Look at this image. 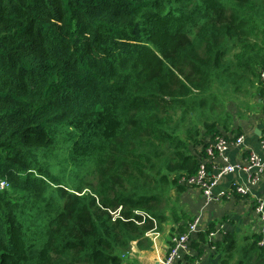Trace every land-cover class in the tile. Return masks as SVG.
<instances>
[{
	"label": "trees",
	"instance_id": "1",
	"mask_svg": "<svg viewBox=\"0 0 264 264\" xmlns=\"http://www.w3.org/2000/svg\"><path fill=\"white\" fill-rule=\"evenodd\" d=\"M263 66L264 0H0V264H125L189 222L170 193ZM213 232L217 264H264Z\"/></svg>",
	"mask_w": 264,
	"mask_h": 264
},
{
	"label": "crops",
	"instance_id": "2",
	"mask_svg": "<svg viewBox=\"0 0 264 264\" xmlns=\"http://www.w3.org/2000/svg\"><path fill=\"white\" fill-rule=\"evenodd\" d=\"M229 111L233 120L231 131L243 136V143L228 147L223 154L226 163L244 166L250 153H255L261 161V169L256 170L257 180L254 184H249V173L237 170L222 177L212 191V201L207 205L198 189L186 188L180 193L176 190L171 191L173 203L191 219L190 221L199 217L197 232L191 235V242L182 252L181 261L177 264H217L220 255L215 249L197 242V234L206 231L210 226L213 227L215 234L208 237V241L221 240L227 234L235 236L238 240L253 235H261L264 239V224L254 212L257 201L264 203V154L260 150V143L264 139V92L260 95L254 94L246 106H230ZM223 135L235 136L230 132H223ZM202 163L207 166L210 173H214L215 169L223 164L217 155L214 157L206 155ZM234 185L248 187V194L223 197L222 194L230 191ZM187 222L168 220L163 229L148 235L152 243L148 250H137L133 246L125 264H160L169 251L171 237L182 230L185 231L189 224ZM191 243L201 250V254L197 249L190 247ZM194 256L197 257L194 262L185 260Z\"/></svg>",
	"mask_w": 264,
	"mask_h": 264
},
{
	"label": "built area",
	"instance_id": "3",
	"mask_svg": "<svg viewBox=\"0 0 264 264\" xmlns=\"http://www.w3.org/2000/svg\"><path fill=\"white\" fill-rule=\"evenodd\" d=\"M260 78L262 85L264 84V66L260 70ZM243 143V136H238L235 139L227 138L221 136L216 138L215 141L206 149V154L214 157V153L222 159V165L215 169L214 173H210L206 165L201 163L197 172L191 177H181L179 183L188 188L198 189L202 197L205 200V205L209 204L213 198V189L217 185L218 181L236 170L249 173L250 181L249 184H254L257 180L255 176L256 170L261 169V161L259 156L255 153H250L244 166L229 165L226 163V159L223 157L224 152L231 145H241ZM260 150L264 154V139L260 143ZM3 183L0 184V187ZM244 196L248 194V187L244 185H234L231 190L223 193L222 196L231 197L232 195ZM254 212L258 216L259 221L264 224V203L262 201H257L254 206ZM199 222V217H196L191 223L188 224L185 233L173 235L170 239L169 251L160 261V264H177L181 261L182 252L186 250L189 239L191 235L197 232V225ZM215 233H211L210 237Z\"/></svg>",
	"mask_w": 264,
	"mask_h": 264
}]
</instances>
